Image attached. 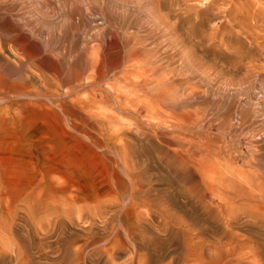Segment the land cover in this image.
<instances>
[{
  "label": "rangeland",
  "instance_id": "rangeland-1",
  "mask_svg": "<svg viewBox=\"0 0 264 264\" xmlns=\"http://www.w3.org/2000/svg\"><path fill=\"white\" fill-rule=\"evenodd\" d=\"M155 21L161 23L160 27L155 26ZM136 25H142L141 29ZM165 25L168 30L173 29L175 37H166ZM150 30L153 35L148 34ZM163 33L164 41L169 36L170 39L157 41L154 48L161 51L167 45L164 51L172 50L168 55H174L169 56L171 62L159 60L164 51H155L159 61L156 64L164 68V61H169L166 67L172 73L175 70V75L178 68L179 78L170 72L174 84L178 79L193 80L191 83L188 79L187 85L178 81L184 91L171 84L172 89L178 88V95L183 91L185 97L182 109L188 110V116L183 121L184 128L175 138L179 141H171L175 146L155 141L152 148L147 145V150L140 152V177L138 171L137 174L143 181L138 188L144 199H136L137 207L131 208L128 217L113 209L112 214L99 219L103 214L96 217L97 209L117 206L124 198L122 172L110 153L74 131L69 118L50 98L66 91L96 96L97 90L111 97L115 94L114 84H121L116 76L109 74L97 85V75L86 66L97 58L103 60L104 55L114 56L118 51L116 39L121 40L118 43L122 46L125 36L140 42L149 35V44L160 40ZM27 38L32 43L26 42ZM174 38L184 43L182 47L187 46L185 50L192 59L199 61L197 73H184L183 61L180 55L177 60V48L172 47ZM169 41L171 45L167 44ZM0 47V55L12 63L13 70L16 65L21 66L24 75L21 70L19 73L23 77H35L31 91L43 96L18 110L0 105L3 201L19 204L29 200L44 208L60 207L59 211L68 213L59 219L67 242H78L83 230L94 224L101 229L95 231L93 226L95 235L103 232L96 236L107 239L99 245L109 240L115 245L111 249L115 250L117 264H128L137 252L140 257H132L129 264H136L138 257L141 264H264V0H0ZM187 74L200 76L193 79ZM187 150L202 152L203 157L195 155L189 161L183 154ZM144 178L150 182L145 183ZM140 184L153 190L148 192L146 187L145 191ZM37 197L40 199H33ZM77 208L84 211L78 213ZM113 212H117L114 217ZM80 214L91 216L92 220L95 215L96 221L92 223L90 217L87 220ZM161 214L165 215L163 219ZM106 221H111L108 228H104ZM134 228L138 235H134ZM121 229L127 234L131 231V238H139L138 231H146L149 237L140 233L143 242L136 238L130 241V234L124 235ZM151 230L157 237H151L153 241L164 243L167 238L168 245L157 240L154 248ZM158 248L163 249L159 252ZM149 250L155 255H148ZM98 252L97 257L94 252L83 263L104 264ZM163 252L168 255L164 257ZM177 253L181 259L179 255L176 258Z\"/></svg>",
  "mask_w": 264,
  "mask_h": 264
},
{
  "label": "bare ground",
  "instance_id": "bare-ground-1",
  "mask_svg": "<svg viewBox=\"0 0 264 264\" xmlns=\"http://www.w3.org/2000/svg\"><path fill=\"white\" fill-rule=\"evenodd\" d=\"M148 17H149V15H148ZM156 21H157V19H156ZM156 21H155V23H156L155 26L160 27L159 25H161V23L158 22L159 23L158 24ZM141 26L136 25V27H138V28ZM163 28L166 29L165 30L166 31V37L169 34H170V36L175 35L173 32V29L170 28V30H168L169 26L165 25ZM139 29H141V28H139ZM158 29L159 28H156L157 31H158ZM136 30H138V29H136ZM31 31H34V30L32 29ZM151 31L152 30H150V33H148V34H151L152 33ZM167 31H168V33H167ZM155 32L156 31L153 30V33H155ZM156 33H158V32H156ZM164 34L165 33H163L162 38L160 36V40L155 41L153 39L154 38L153 37L152 39L155 42L151 41L149 44L146 42L149 39L148 38L149 35L148 36L146 35L147 37L145 39H147V40H145V41L140 40V42L139 41L136 42V41L132 40L131 37L125 36V38L122 40V42L124 43V45H122V46L119 44V43H121L120 42L121 40L116 39L115 44H117V50L118 51L116 52V54L113 53V54H115L114 56L109 55L108 57H105V55H104L105 58L103 57V60H101V58L100 59L97 58L96 60H92L90 62V64L84 65V66L87 65L86 67L89 66L90 71L94 72L97 75L98 81L95 82V83H97V85H100L101 83H103L104 78L108 77L109 74H111L112 77L116 76L117 82H119L121 84H119V85L114 84V85H116V89H114L115 94L111 93L112 94L111 97H108L102 91L97 90L99 93H95V94H97L96 96H93V95L85 96V94H83V93L80 94L77 91H73V92L66 91V92L58 93V95L50 98V100L54 103V105H56L57 108L63 114H65V116L67 118H69L71 127L74 129V131H76L77 133H80L84 137L90 139L97 146L101 147L104 151L110 153L112 155V157L114 159H116V160H114V159L113 160H114V162H116L118 164V167H119L120 171L122 172V176H123L122 185L125 188V192L123 195L124 198L122 200L120 199V202L117 206H113L110 208L108 207V208H105L104 210L100 209L101 211H99V209H97V213L95 214L96 217H97V215L101 216V214H103V216H101L100 218L98 217L99 219H101V218L103 219L104 215L105 214L108 215L109 212H111V214H112L113 209H115L118 212V214L119 213L122 214L123 217L124 216L128 217L129 213L132 212V209L134 210L137 207L136 199L139 197H140L139 199H144L143 195L139 194V188H138L139 182L142 183V181H143V179H142V181L139 180V177L141 174V173H139V172H141L139 170V168L141 169V167H140L141 162L140 163H138V162H139V158H140V161L142 158V157H140L141 156L140 152L147 150V148H146L147 145L152 148L153 146H151V145L155 141L160 143V144H163L165 146L166 145L169 146L171 144V141H173V139H175V138L178 139V137H177L179 135L178 133H181V129L184 128V127H182V126H184L183 121H185V119L188 116V113H187L188 110H185V108H184V110L182 109V107L184 105V103H183L184 98H185L182 95L183 91H184L183 90L184 85L181 86L182 83L181 84L180 83L177 84V83H178V81H180V82L184 81L185 84L187 85L186 81H189L190 79L189 78H186L184 80L178 79L176 81L177 82L176 84L181 86L179 89L183 90L181 96L178 95V92H177V91H179L178 88H177V91L175 90V88L174 89L171 88V86H172L171 84L173 83V81H171V80H173V78H171V77L172 76L174 77V75H175L174 71L175 70H173V73H172L171 70H169L168 67H166V66H167V63L170 61V58H173L174 54H172V56L168 55L169 52H171L172 50H170L169 52H167V50L164 51L165 48L166 49H168V48H167V45L163 42H166L170 39V36H169L168 39L166 41H164L163 40ZM151 35H153V34H151ZM36 36H38V35H36ZM42 36L40 33V37H42ZM135 37H137V35ZM173 37H175V36H173ZM33 38H35V37H33ZM158 38H156V39H158ZM164 39H165V36H164ZM174 39H175V43L173 44L174 46H172V47H175V49L177 48L176 51L178 53L177 54L178 57L176 55L175 56L177 57V60H178L179 55H180V58L183 61V63H182L183 66H181V67L183 70H185L184 73L186 72V70H187L186 73L191 74V72H193V70H195L194 73H197V70H199L200 66H201L199 61H195V59H197V58L195 57L194 59H192V57L185 50V48L187 46L182 47V45H181L182 42H180L179 39L178 40L176 38H174ZM27 40L28 41H26V42L32 43L29 38H27ZM161 40H163L162 44H164V46L166 45V47L164 48V50L163 49L161 50V51H164V53L160 54V55H162V54L163 55L161 56V58L159 60L169 59L168 62L163 60L164 63L166 64V66H164V68H166V70H168L167 72L165 71L164 68H162L163 66L161 67L160 63L156 64L159 61L157 60L158 57L156 59L155 54L158 52H161V51L159 50L160 48L158 49V46L156 48V49H158L157 50L158 52L155 50L154 47H156L157 41H158V43H161V42H159ZM170 41L172 42V39ZM170 41L167 44H169ZM154 44H155V46H154ZM182 44H184V43H182ZM28 45L30 46V44H28ZM32 45H31V47L33 48ZM170 45H171V43H170ZM170 45H168V47ZM111 47H112V45H111ZM170 49H171V47H170ZM1 51H2V49H1ZM155 51H156V53H155ZM189 51H191V49ZM34 53H35V51H34ZM191 55H192V53H191ZM169 56H170V58H169ZM175 56H174V58H176ZM154 57H155V59H154ZM175 60L176 59H174V62H175ZM175 64H176V62H175ZM171 65H172V63H170V66ZM22 67H23V65H22ZM177 67H178V64H177ZM12 68H14L12 63H10L6 58H4L0 55V105H2V104H5L6 106L8 105L7 109H10L8 107H11V109H12V107H16V109L18 110V109H22L23 107L31 104L33 99H36V98H38L39 100L42 99L43 96L39 95V92L31 91V88H30L31 82L33 80H35V77L33 76V77L29 78V77H27L26 74H25L26 76L23 77L24 72L21 70V66L16 65V69L18 72L16 71V69L13 70ZM169 68H171V67H169ZM182 69H181V71H182ZM20 70L23 72V75H21L22 73L21 74L19 73ZM15 71L19 74H17ZM176 71H177L176 72V75H177V73L179 72L178 68L176 69ZM170 72L174 75H172ZM182 73H183V71H182ZM179 74L177 76H180ZM190 74H187V75H189L188 77H190V78L194 77L193 79H195V77L200 76V75L199 76H191L193 73L191 75ZM176 75H175V77H177ZM28 76H31V74ZM80 76H82V75L80 74ZM80 76H78L77 78L80 79ZM182 77L184 78V76H182ZM185 77H187V76L185 75ZM95 78H96V76H94V79ZM177 78H179V77H177ZM94 79H92V80H94ZM198 79H200V78H198ZM90 80H89V82H90ZM189 82H191V80ZM192 82H193V80H192ZM176 84L173 83L174 86H177ZM81 85H84V83H82ZM189 88L192 89L191 86H189ZM191 89H190V91H191ZM110 91L107 90V92H110ZM187 91H189V90H187ZM108 94H110V93H108ZM187 96H186V98H187ZM191 98H193V97H191ZM2 108L3 107L0 106L1 111H2ZM180 135H182V134H180ZM181 137L183 138V136H181ZM181 137H179V139ZM184 138L186 139L185 135H184ZM177 139H175V140H177ZM180 140H182V139H180ZM189 140H190V138H189ZM177 141H179V140H177ZM182 141H183V143H186V142H184L185 140H182ZM174 144H175V142H173V145ZM186 144L188 145L189 143L187 142ZM173 145L171 144L170 146H173ZM179 146L182 147L181 144ZM183 148L185 149V147H183ZM188 150H190V149H188ZM188 150H187V152H184V153L182 152V153L186 155L185 157L189 161L193 160L195 155H197V157H200V155H202V157H203L202 152H192V150H191V152H189ZM184 160H185V158H184ZM136 163H138L137 165H139V167L136 165ZM136 167H138L137 170H136ZM137 171L139 173V177H138ZM146 178H144V180L147 181L145 183H148L149 180H147V179H149L151 177H149L147 179ZM140 185L142 186V188H143V186H145V191L147 190L146 187L149 188V185H147V186L142 185V184H140ZM141 186H140V188H141ZM58 188L60 189V187H58ZM150 188L153 190L152 187H150ZM150 188H149L148 192H150ZM2 190H3V187H2ZM148 192H147V196H148ZM144 193L145 192H143V194ZM4 194H5V192H4ZM149 195H150V193H149ZM2 196H3V192H2ZM38 198L39 197L33 198V199H38ZM33 199L31 198V201ZM35 202H37V201L30 202L28 200V201H26V203L21 202L24 205L23 204L19 205L21 203L12 204V203H9V201H3V199L0 198V264H60V263L61 264H84L83 262L85 261V259H88V256L93 255L94 252H96L95 253V256H96L98 251H99L98 255H100L101 259H103L104 264H117V263H115L117 260L115 261V259H114L115 250L111 249L112 248L111 245H113V244H111L112 242L109 243L110 240L108 239L109 241L107 244L103 243L102 245H99L101 242L107 241V239H103L102 237L96 236L97 234H101L103 232H101V233L96 232L97 234L95 235V231L99 230L100 228L96 229L94 224H93V226L95 227L94 229H96L95 231L92 228L93 226L92 227L90 226L87 228L85 227L86 229L83 228L85 230H83L84 233L82 232L83 233L82 239L80 238V240L78 242H72V243H71V241L67 242L65 240H67L68 238L66 239V237L64 236V233L62 232V225H61L62 223L59 219H60V217H62V214H68V213H64V211H62V210L59 211L58 209H60V207L58 208L56 206H50V208H44L42 206L40 207L39 204H36ZM53 204L54 203H52V205ZM169 206H170V204H169ZM226 206H228V205H226ZM65 209H67V208H65ZM76 210L78 213H82L84 211V210L79 209V208H77ZM66 211H68V210H66ZM80 211H82V212H80ZM117 212H113L112 217H114V215H115L114 213H117ZM158 212H159V210H158ZM75 213H76V211H75ZM87 213L88 212H86L85 214H87ZM80 215H81L80 217H83L85 219L87 218V220H88V217L91 218V216H88V215H86V216H84V214H80ZM95 215H94V217H95ZM162 215L163 214H161V216ZM64 216L67 217V215H64ZM163 216H165V215H163ZM163 216H162V219H163ZM167 216H169V215H167ZM66 217H62L61 219L66 218ZM94 217H93L94 220H92V218H91V221H93L92 223H94V221H96V219ZM108 218H110V217H108ZM109 220L112 221L111 218ZM62 221H64V220H62ZM104 222H105V219H104ZM110 222H108V223H110ZM106 223H107V221H106ZM106 223H105V225L107 227L102 226V224H101V226L104 228H108L111 223L110 224L107 223L108 225ZM90 224H91V222H90ZM176 224H178V223H176ZM201 224H203V223H201ZM227 225H229V224H227ZM63 226H64V224H63ZM87 226H89V225L87 224ZM96 226H99V225H96ZM122 226H123V222H122ZM116 227H117V225H116ZM143 227H142V229L145 230V228H143ZM203 227H202V229H203ZM139 228H141V227H139ZM139 228H137V229L139 230ZM123 230L121 229V231H123ZM126 231L127 230H125V233H126ZM104 232H105V229H104ZM151 232H152V230H151ZM107 233H109V231H107ZM107 233H105V235ZM123 233H124V231H123ZM125 233H124V235H125ZM135 233H134V235H138L136 232V229H135ZM138 233L140 236H141V234H142V236L144 234L143 237L146 236V231H145V233L144 232L141 233L138 231ZM206 233H207V231H206ZM131 234H132L131 231L128 234L126 233V235H129L128 236L129 239L131 238ZM124 235H122V236H124ZM152 235H153V232H152ZM152 235L150 234V238L156 237L155 235H153V236ZM77 236L78 235H75V238ZM140 236H139V238L142 237V236L141 237ZM80 237H81V235H80ZM106 238H107V236H106ZM117 238H115V239H117ZM134 238H136L137 241L138 240L141 241L138 238V236L137 237L135 236ZM134 238H131V239H134ZM161 238L162 237H160V239ZM111 239L113 240V238H111ZM125 239H127V238H125ZM131 239H130V241H131ZM164 239H165L164 241L166 242L167 238H164ZM143 240H145L144 243H147L145 238ZM151 240H152V244L153 243L155 244V241L157 242L158 239L153 241V239L151 238ZM120 241H122V240H120ZM158 241L160 242V240H158ZM161 241H163V239ZM133 242H136V240L135 241L133 240ZM141 242H143V241H141ZM120 243H122V242H120ZM160 243H163V242H160ZM167 243L168 242H166V244H164V245L165 246L168 245ZM115 244H116V242H115ZM154 244H153V247H154ZM163 244H160V245L162 246ZM135 245H136V243H135ZM95 246H96V249L95 248L92 249ZM113 246H115V245H113ZM122 246H124V245H122ZM130 246L134 247L133 244ZM149 246H151V245H149ZM156 246H158V245H156ZM144 247H145V245H144ZM162 247L164 248V246H162ZM113 248H116V247H113ZM154 248H152L151 250H153ZM160 249L158 248V251ZM165 249H166V247H165ZM116 251H117V249H116ZM122 251H124V250L121 249L119 252L122 253ZM153 252H155V251H153ZM153 252L151 253L149 250V252H147V254L150 253L153 255L154 254ZM164 252H165V250H164ZM164 252L162 254L165 257L168 254L164 255L165 254ZM169 252H171V251H169ZM118 253L116 252V254H118ZM137 253H139V252H137ZM137 253L134 256H139V255H137ZM147 254H144V255L146 256ZM162 254L159 253V256H161L163 258ZM178 255H179L178 258H180L181 256L178 253L175 255L176 258ZM134 256H131L129 258V261H128L129 263H131L130 259H132V257H134ZM175 256H174V258H175ZM96 257H94V259ZM118 257H117V259H118ZM139 257L137 258V261H135L136 259L133 258L134 261L137 262L136 264H141L140 262H142L139 260L140 259ZM153 257H155V256H153ZM153 257H151L152 261H154V259H155V258L153 259ZM156 258L159 259L157 257V255H156ZM180 259H178V260H180ZM96 260H97V258H96ZM160 260H162V259L160 258ZM167 260H169V259H167ZM226 260H227V258H226ZM87 262H89V261L87 260ZM172 263H174V262H172ZM221 263H223V262L221 261ZM228 263L226 261V264H228ZM93 264H95V263H93ZM132 264H133V262H132ZM142 264H145V263H142ZM147 264H148V262H147ZM153 264H157V263L153 262ZM169 264H170V262H169Z\"/></svg>",
  "mask_w": 264,
  "mask_h": 264
}]
</instances>
